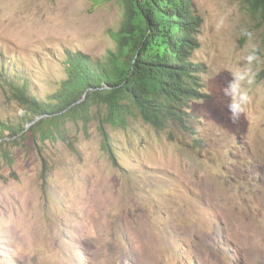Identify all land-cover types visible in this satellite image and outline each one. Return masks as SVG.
I'll return each mask as SVG.
<instances>
[{
  "label": "rangeland",
  "instance_id": "obj_1",
  "mask_svg": "<svg viewBox=\"0 0 264 264\" xmlns=\"http://www.w3.org/2000/svg\"><path fill=\"white\" fill-rule=\"evenodd\" d=\"M192 2L208 94L189 103L196 133L138 114L126 127L107 123L116 163L101 114L87 126L67 120L68 141L39 146L28 132L7 142L0 264H264V27L243 0ZM124 18L122 0H0V65L46 98L67 76L66 50L103 59ZM230 82L247 97L235 120ZM24 112L0 84L1 119Z\"/></svg>",
  "mask_w": 264,
  "mask_h": 264
},
{
  "label": "trees",
  "instance_id": "obj_2",
  "mask_svg": "<svg viewBox=\"0 0 264 264\" xmlns=\"http://www.w3.org/2000/svg\"><path fill=\"white\" fill-rule=\"evenodd\" d=\"M122 1L125 18L112 33L115 49L103 59L66 50L67 76L50 96L39 98L29 80L0 65L5 97L25 110L14 123L0 117V149L6 157L10 154L4 145L19 144L28 139V132L34 133L39 146L46 140L68 141L67 120H82L87 126L100 114L103 149L114 163L107 123L126 127L129 118L138 114L157 129L174 123L196 133L193 121L198 116L189 111V102L208 94L202 90L206 66L193 59L202 19L192 0ZM243 5L257 18V26L264 27V0H243ZM260 76L264 77V67ZM200 141L193 139L196 145Z\"/></svg>",
  "mask_w": 264,
  "mask_h": 264
},
{
  "label": "clouds",
  "instance_id": "obj_3",
  "mask_svg": "<svg viewBox=\"0 0 264 264\" xmlns=\"http://www.w3.org/2000/svg\"><path fill=\"white\" fill-rule=\"evenodd\" d=\"M253 58H254L253 56L248 57L249 61H251ZM262 68H261V70H262ZM202 78H203V76H202ZM235 79L236 78L234 77V80ZM202 90H203V88H202ZM225 95L232 97V101L229 103L228 109H229V112L232 113V118L235 120V118L238 116V114L243 111L242 104L244 102H246V99H247L246 94L239 91L238 87L236 86V84L234 82H230L228 84L227 88L225 89ZM206 98H208V97H206ZM206 98H202V99H206ZM189 111L192 112L190 110V105H189ZM192 113H194V112H192Z\"/></svg>",
  "mask_w": 264,
  "mask_h": 264
}]
</instances>
